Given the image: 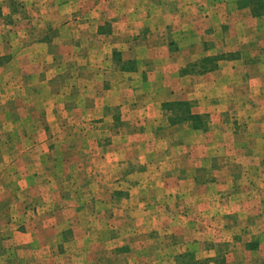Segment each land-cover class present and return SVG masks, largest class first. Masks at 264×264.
<instances>
[{
    "label": "rangeland",
    "instance_id": "374dc122",
    "mask_svg": "<svg viewBox=\"0 0 264 264\" xmlns=\"http://www.w3.org/2000/svg\"><path fill=\"white\" fill-rule=\"evenodd\" d=\"M0 264H264V0H0Z\"/></svg>",
    "mask_w": 264,
    "mask_h": 264
},
{
    "label": "trees",
    "instance_id": "16d2710c",
    "mask_svg": "<svg viewBox=\"0 0 264 264\" xmlns=\"http://www.w3.org/2000/svg\"><path fill=\"white\" fill-rule=\"evenodd\" d=\"M172 104H174V105H177V104H187L186 102H176V103H174V102H172ZM188 118V116H180V118L179 119H187Z\"/></svg>",
    "mask_w": 264,
    "mask_h": 264
}]
</instances>
